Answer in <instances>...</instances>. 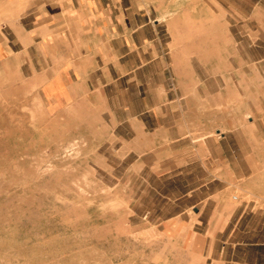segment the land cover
<instances>
[{
	"label": "crops",
	"instance_id": "obj_1",
	"mask_svg": "<svg viewBox=\"0 0 264 264\" xmlns=\"http://www.w3.org/2000/svg\"><path fill=\"white\" fill-rule=\"evenodd\" d=\"M16 87L33 130L69 122L107 163L134 153L138 177L156 164L202 195L167 221L193 208L224 264H264L223 255L256 205L208 201L264 189V0H0V102Z\"/></svg>",
	"mask_w": 264,
	"mask_h": 264
},
{
	"label": "rangeland",
	"instance_id": "obj_2",
	"mask_svg": "<svg viewBox=\"0 0 264 264\" xmlns=\"http://www.w3.org/2000/svg\"><path fill=\"white\" fill-rule=\"evenodd\" d=\"M13 94L0 102V264H224L222 228L208 216L190 208L167 221L202 195L183 196L182 180L158 177L156 164L138 177L134 153L125 162L103 161L104 148L98 155L69 122L33 130L32 117L21 113L24 91ZM240 182L208 200L256 205L255 212L241 206L225 229L223 239L238 243L223 255L264 263V189ZM206 233L214 242L204 241Z\"/></svg>",
	"mask_w": 264,
	"mask_h": 264
}]
</instances>
